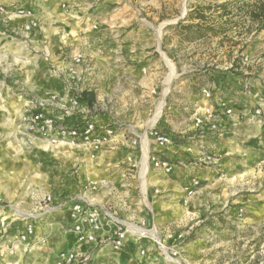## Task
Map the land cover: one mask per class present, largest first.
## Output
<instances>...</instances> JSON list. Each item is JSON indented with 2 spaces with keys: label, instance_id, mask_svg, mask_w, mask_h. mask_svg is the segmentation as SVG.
I'll list each match as a JSON object with an SVG mask.
<instances>
[{
  "label": "crops",
  "instance_id": "1",
  "mask_svg": "<svg viewBox=\"0 0 264 264\" xmlns=\"http://www.w3.org/2000/svg\"><path fill=\"white\" fill-rule=\"evenodd\" d=\"M9 1L11 10H32L38 27L26 33L28 18L0 12V264H57L62 251H88L72 231L66 206L72 198L112 207L129 222L145 220L163 243L159 249L148 240L131 241L121 250L105 244L89 264H264V190L251 183V157L264 151V60L260 81L229 72L216 80L211 99L190 102L197 107L191 123L168 109L160 129L174 140L159 147L151 129L167 108L176 69L159 44V50H145L149 43L141 41L133 9L110 0L86 7L73 0ZM180 85L191 86L183 78ZM84 92L95 102L75 111L72 99ZM42 102L51 103L48 110L60 124L81 127L93 120L113 127L112 142L92 158L84 145L19 141L18 123ZM206 108L214 113L209 127L215 130L207 125L200 137L195 119ZM227 108L239 117L225 116ZM257 108L262 117L255 116ZM151 156L169 162L172 173L153 168ZM44 168L49 175L31 173ZM28 224L36 245L25 251L13 242Z\"/></svg>",
  "mask_w": 264,
  "mask_h": 264
},
{
  "label": "built area",
  "instance_id": "2",
  "mask_svg": "<svg viewBox=\"0 0 264 264\" xmlns=\"http://www.w3.org/2000/svg\"><path fill=\"white\" fill-rule=\"evenodd\" d=\"M6 14L16 15L18 17L28 18L29 22L25 25L26 33L32 32L38 27L35 20V13L30 9L18 8L16 10L5 11ZM83 57L75 58V63L83 62ZM248 58L243 56V63L246 64ZM247 82V81H246ZM245 92L251 93V86L248 83L244 84ZM81 95L77 94L72 99V104L75 111H87L82 105ZM203 96L209 100L211 94L207 89L203 90ZM50 102H42L35 113H27L24 115L16 128V135L19 141L25 142L26 145L32 146L35 140H40L48 143L50 146H88L92 150V158L103 151L111 142L115 135L113 127H100L93 120H87L81 127H71L65 124H60L59 119L53 116L48 110ZM224 115L233 118L236 112L233 108L224 109ZM255 116L262 117L263 111L257 108ZM214 113L210 108L204 109L202 116L195 119V127L200 132V137L205 136L206 127L215 130L214 127H209V124L214 119ZM151 137L159 147L172 145L173 134L171 132H163L157 126L151 129ZM150 164L153 168L163 170L166 174H171L173 171L169 162L164 161L157 156L149 157ZM97 184L92 183L90 190H96ZM189 191V194H192ZM47 204L52 202V197L47 196L45 199ZM3 202L0 199V207H3ZM66 206L69 210V219L72 222V231L76 236L78 245L87 244L90 246L88 251L81 252L78 248L65 250L60 252L57 258V264H89L91 262L93 252L105 244H110L114 250L123 249L129 242H141L142 240L151 241L157 248L162 249L163 243L158 235L155 225L149 226L147 221L141 220L138 223L123 220L119 213L112 207L102 206L99 208L85 205L78 199H70ZM35 227L33 224H28L25 233L16 236L14 246L22 247L25 251L35 247ZM146 249L140 250V255H145Z\"/></svg>",
  "mask_w": 264,
  "mask_h": 264
},
{
  "label": "rangeland",
  "instance_id": "3",
  "mask_svg": "<svg viewBox=\"0 0 264 264\" xmlns=\"http://www.w3.org/2000/svg\"><path fill=\"white\" fill-rule=\"evenodd\" d=\"M83 6L92 5L95 3H101L103 0H73ZM111 2L121 3L125 7L133 9L139 19V24L136 29H139L141 35V41L149 43V46L145 50L153 51L159 50V48L165 52V54L171 53L173 58L169 59L175 65L176 78L174 79L170 93L167 97V108L164 111L163 117L156 124L158 128L164 126L163 122L166 119V114L171 111H176L178 114L192 120L197 107H194L193 101L207 99L203 96V90L207 89L211 96L217 91L218 78L225 77L229 72L237 74L240 78L246 80L254 79L260 81L259 74L261 72V62L264 60V41L262 36L264 32L258 37H255L253 41L249 37L247 39L246 49L239 54V50L242 48L244 42L235 39L233 42L237 45H233L232 42L221 43L219 39L213 38L207 41L199 43L188 44L183 43L179 37L178 32L170 29L171 26L177 25L181 20L193 10L198 7L208 8L207 15L217 17L222 10L218 7L231 0H110ZM74 2V3H75ZM9 0H0V9L9 11L12 8L5 5L10 4ZM1 12V10H0ZM212 17V18H213ZM161 30L160 39L157 34V30ZM163 45H165L163 49ZM153 48V49H152ZM143 50V51H145ZM156 54V53H155ZM157 55V54H156ZM158 56V55H157ZM243 56L248 58L246 64L243 63ZM241 67L236 71H231L232 67L228 69V65L233 66L234 61L238 60ZM225 68H227L225 70ZM243 72H248L242 75ZM230 75V74H229ZM187 80L191 85L188 89H181V79ZM215 84V85H214ZM161 86L155 90L154 98L156 101L161 99ZM165 87V85H164ZM200 98V99H199ZM191 105H189V103ZM167 111V112H166ZM236 113L235 117H239ZM233 117V118H235ZM176 118L174 119V121ZM167 126V123L165 124ZM162 128V127H161ZM163 130V129H162ZM16 146H20L18 143ZM252 189L264 190V151L257 152L252 155ZM43 173L49 175V170L44 168L43 170H31V173ZM51 182H48L50 185ZM47 185V184H44ZM56 186H53L54 189ZM47 188V186L45 187ZM50 189H52L49 186ZM63 188V187H62Z\"/></svg>",
  "mask_w": 264,
  "mask_h": 264
},
{
  "label": "trees",
  "instance_id": "4",
  "mask_svg": "<svg viewBox=\"0 0 264 264\" xmlns=\"http://www.w3.org/2000/svg\"><path fill=\"white\" fill-rule=\"evenodd\" d=\"M218 9L222 10L219 16L207 15L208 8L198 7L191 11L184 20H181L170 29L178 32L183 43L194 44L213 38L219 39L223 44L238 39L244 42L239 50L241 54L245 49L247 39L251 41L264 32V0H231L221 4ZM165 45H163L164 49ZM170 58L171 53L167 52ZM241 67L238 60L234 61L231 71ZM81 101L91 106L95 102V96L91 93H82Z\"/></svg>",
  "mask_w": 264,
  "mask_h": 264
},
{
  "label": "bare ground",
  "instance_id": "5",
  "mask_svg": "<svg viewBox=\"0 0 264 264\" xmlns=\"http://www.w3.org/2000/svg\"><path fill=\"white\" fill-rule=\"evenodd\" d=\"M167 87H168V85H167ZM163 107H164V101H162L161 106L159 107V109L157 111L156 119L159 118L161 110H162ZM146 173H147V164L145 165V168H144V170L142 172V176H141L142 177V182H145V180H146Z\"/></svg>",
  "mask_w": 264,
  "mask_h": 264
}]
</instances>
